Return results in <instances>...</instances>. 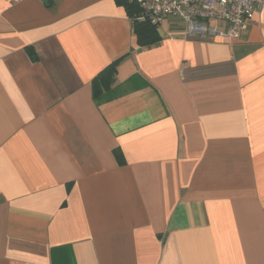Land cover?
Segmentation results:
<instances>
[{"label":"crops","instance_id":"0c3cea01","mask_svg":"<svg viewBox=\"0 0 264 264\" xmlns=\"http://www.w3.org/2000/svg\"><path fill=\"white\" fill-rule=\"evenodd\" d=\"M182 29L140 48L114 0H0V264H264V7Z\"/></svg>","mask_w":264,"mask_h":264},{"label":"built area","instance_id":"2783aa9c","mask_svg":"<svg viewBox=\"0 0 264 264\" xmlns=\"http://www.w3.org/2000/svg\"><path fill=\"white\" fill-rule=\"evenodd\" d=\"M140 6L137 21L159 26L164 19L183 23L182 35L204 39L206 36L239 39L246 22L264 7V0H135ZM212 23L224 26L223 30Z\"/></svg>","mask_w":264,"mask_h":264},{"label":"trees","instance_id":"16d2710c","mask_svg":"<svg viewBox=\"0 0 264 264\" xmlns=\"http://www.w3.org/2000/svg\"><path fill=\"white\" fill-rule=\"evenodd\" d=\"M118 5L122 6L132 21L133 34L136 39V46L140 48H151L160 42V37L157 33V26L149 21H137L136 17L140 14V6L135 0H114ZM28 54L32 60L36 57L31 49H28ZM119 61H115L104 68L91 82V91L93 98H97L104 92L108 91L115 82L116 68ZM115 156L119 163H122V154L116 151Z\"/></svg>","mask_w":264,"mask_h":264},{"label":"water","instance_id":"95a60500","mask_svg":"<svg viewBox=\"0 0 264 264\" xmlns=\"http://www.w3.org/2000/svg\"><path fill=\"white\" fill-rule=\"evenodd\" d=\"M44 2H46V0H44Z\"/></svg>","mask_w":264,"mask_h":264}]
</instances>
